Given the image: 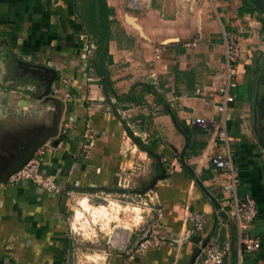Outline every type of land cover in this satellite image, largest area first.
Wrapping results in <instances>:
<instances>
[{"label":"crops","instance_id":"obj_1","mask_svg":"<svg viewBox=\"0 0 264 264\" xmlns=\"http://www.w3.org/2000/svg\"><path fill=\"white\" fill-rule=\"evenodd\" d=\"M76 1L0 0V59L55 69L51 91L64 103L56 139L35 153V157L44 153L39 171L53 176L59 189L47 192L28 180L0 185V264H66L73 240L67 217L75 185L89 186L93 192H98L97 185L127 192L117 187L122 181L125 184L126 173L136 170L132 158L141 163L152 158L128 137L121 119L155 150L152 160L161 173L153 187H158L154 195L162 209L153 231L160 236L139 255L133 250L141 236L125 251L115 252L111 246L113 250L105 252L106 264H192L200 259V245L208 240L229 242L224 263L236 264L235 221L212 182L215 172L208 161L216 149L215 137L211 130L188 122L190 118L219 120L210 97L214 77L223 71V31L232 32L249 56L261 29L251 36L247 27L257 26L261 16L244 0H156L142 16L127 13L125 0H106L109 21L115 23L108 57L103 58L95 57L94 41L82 34ZM125 14L137 18L146 39L125 22ZM157 46L163 49L159 60L153 52ZM7 90L14 89L1 85L0 96ZM130 91L133 97L141 96L140 104L128 100ZM245 102L232 106L229 129L239 139L235 146L238 195L250 194L258 210L248 233L259 239L260 249L245 255V261L264 264V153L246 128ZM28 103V96L17 101L25 111ZM112 105L121 119L115 117ZM90 126L98 134L95 143L89 140ZM128 142L135 155L122 157V146ZM84 148H90L87 157L82 155ZM128 163L131 167H126ZM192 211L206 217L200 230L187 220ZM140 224L123 223L135 233H141Z\"/></svg>","mask_w":264,"mask_h":264},{"label":"rangeland","instance_id":"obj_2","mask_svg":"<svg viewBox=\"0 0 264 264\" xmlns=\"http://www.w3.org/2000/svg\"><path fill=\"white\" fill-rule=\"evenodd\" d=\"M249 50V56H246L238 63L236 76L238 84L245 82L251 84L255 79L254 76H249L247 73L253 69L255 59H260L262 57L261 53H264V44L261 43L259 36L256 39V43ZM32 69L26 68L21 63L10 58L0 59V86L3 85L6 88L14 89L4 91V97L0 96V131L4 132L0 133V171L6 168L12 158L24 150L30 141L35 139V136L49 131L53 126L58 106L49 97L57 96L54 95L53 91L48 97L42 95L45 86L44 80ZM32 87L33 89L30 92L24 93V91H28L27 89ZM24 96L29 97L28 111L20 109L17 105L20 97L23 98ZM245 106L248 111H244V122L254 139L251 131L250 110L247 104ZM95 135L98 134L90 126L88 136H90L89 140L94 143ZM54 139H56V136ZM129 143L123 144L120 154L122 157H125L126 154L132 155V157L135 155L128 151L129 145H133ZM90 144L91 142L88 143L89 147ZM91 146L94 147V144ZM84 149L85 152L82 151V155L87 157L90 148ZM124 150H126L125 154ZM34 157L35 155L32 159L38 161L40 165V158H44V155L38 154L39 158ZM124 160L127 165L129 161L126 158ZM132 160H134L133 167H136V170L130 172L131 175L126 173L123 176L126 179L125 184L122 181L121 186L117 187L127 191L123 194L119 193L115 188H109L110 186L106 185H97L95 188H98V192L90 191L89 186L75 185V199L72 200V206L67 217L68 228L71 231L73 240L66 264H106L105 252L113 250L111 245L108 244V238L112 235L114 226L122 227L120 225H123V223L126 225H137L141 222L139 231L143 229L141 233L132 232L128 244L144 235L145 231H149L147 234L148 238L149 234L157 238L160 236V232L156 234L153 231L159 216L158 210L162 209L160 205L157 206V198L154 195L157 194L158 187H153V184L159 183L158 178L160 176L153 170L154 160L151 159L150 161H145V163H141L140 160H137V157L132 158ZM126 167H131V163H128ZM39 170L38 172H40ZM94 179L96 181L95 171ZM12 184H15V182ZM151 184L153 185L152 187H150ZM106 188H109V191H106ZM135 194H140L141 196L135 197ZM146 194H149L153 200L151 201ZM81 206L91 212L94 211V214L98 210L95 206H104L106 214L93 216L89 211L83 212ZM150 208H152L151 211ZM126 225L123 226L131 228ZM113 251L122 252L124 250L114 247ZM134 252L133 254L135 255L141 254L140 251Z\"/></svg>","mask_w":264,"mask_h":264},{"label":"built area","instance_id":"obj_3","mask_svg":"<svg viewBox=\"0 0 264 264\" xmlns=\"http://www.w3.org/2000/svg\"><path fill=\"white\" fill-rule=\"evenodd\" d=\"M156 0H125L124 8L127 13L135 16H142L147 13L152 3ZM211 3L215 0H209ZM260 22V21H259ZM257 26L248 24L247 31L251 36H256L259 30ZM224 38V61L223 71L214 77L212 85L213 95L210 97L217 114L220 115L218 121L206 118H190L189 126L198 127L203 130H211L215 137V151L208 156V161L213 165L215 175L212 182L217 185L219 191L224 196L227 205L230 207V215L236 226V264H251L245 261V255H252L260 249V241L257 237L251 236L248 230L252 227L258 215L257 204L250 194L238 195L240 179L235 165V146L239 139L230 132L229 122L232 120V107L235 103V96L232 91L237 88L236 80L238 63L243 60L247 53L242 48L237 38L230 31H223ZM87 50V47H85ZM154 57L160 59L163 49L160 46L153 48ZM50 65V64H49ZM199 93V91H198ZM215 102V103H214ZM39 151V150H38ZM130 153H135L134 151ZM41 155L44 153L41 152ZM40 165L34 159L30 160L17 173L12 175L8 183L11 185L21 181H32L40 189L53 192L59 186L53 176H44L38 172ZM126 182V181H125ZM187 220L192 224L193 229L200 230L206 224V217L201 212L192 211L187 214ZM143 230V229H141ZM145 231L135 246L136 253L145 252L158 240L156 236L149 238ZM231 244L229 242L220 244L211 240L200 245V259L197 257L192 264H225V259L229 255ZM134 252V253H135Z\"/></svg>","mask_w":264,"mask_h":264},{"label":"trees","instance_id":"obj_4","mask_svg":"<svg viewBox=\"0 0 264 264\" xmlns=\"http://www.w3.org/2000/svg\"><path fill=\"white\" fill-rule=\"evenodd\" d=\"M244 2L250 7L252 12L261 16L260 22L262 24V28L260 30V41L264 43V13L255 7L249 0H244ZM75 12L77 13L82 26V34L86 35L88 40H93L95 43V57L98 55H102L103 58L108 57L107 46L112 35L111 24L115 22L109 21V8L106 0H77L75 3ZM178 80H180V78ZM251 90L252 89L248 84L239 85L232 91V94L235 96V102H237V104H241L242 102L248 101L250 99ZM140 99L141 96L133 97L132 91H130L128 97L130 102L140 104ZM112 109L115 117L121 119V115L118 113L116 105H112ZM121 120L124 124L128 137L135 145L138 146L140 151L146 152L148 156L153 159V156L156 154L153 147L148 144H144L140 138L133 134L126 121L123 119ZM153 170L156 173H161L159 165L156 162L153 164Z\"/></svg>","mask_w":264,"mask_h":264},{"label":"water","instance_id":"obj_5","mask_svg":"<svg viewBox=\"0 0 264 264\" xmlns=\"http://www.w3.org/2000/svg\"><path fill=\"white\" fill-rule=\"evenodd\" d=\"M249 1L255 7L260 9L261 12L264 13V0H249ZM124 19H125V22L129 26H131L134 30H136L139 33L140 37L146 39V36L143 33L140 25L137 23V18L135 16L125 14ZM19 63L24 65L26 68H33L34 69L33 71H35L36 74L42 80H44L45 86H44V91L42 92V95L48 97L51 94L50 91H51L54 79L57 75L56 70L51 68V67H46V66H35V65H32V64L27 63V62H19ZM49 99L58 106L57 113L55 115V119H54L52 128L49 131L43 132L39 137H36L34 139V141H32L30 144L27 145V147L24 148V150L19 152V154L16 157L12 158V160L6 166V168H4L3 170L0 171V185L7 183L9 178L12 175L17 173L23 166H25L30 160H32L35 153L42 146H44L47 141L54 139L55 136L57 137L58 129H59V123H60V119H61L63 109H64V103L62 102L61 99H59L57 97H51L50 96ZM261 131H262V135H261V137H257L256 141L264 153V128ZM57 143H58L57 141H54V145H57ZM164 177H165V175L162 174L161 179H163ZM158 180H160V177L158 178ZM153 185L151 184L150 187H152ZM140 227L141 226H139L137 228V230H139ZM121 229L122 228L119 226H114L113 231H112V235L108 238V244L111 245L112 247L118 248L119 250L121 249V250L125 251L126 246L129 242V238L125 244V247L120 248L118 243H120L122 240V238H121L122 235L120 233ZM131 233L128 232L127 235L130 237ZM140 238H139V240H140ZM138 241L135 243L134 246H136Z\"/></svg>","mask_w":264,"mask_h":264},{"label":"flooded vegetation","instance_id":"obj_6","mask_svg":"<svg viewBox=\"0 0 264 264\" xmlns=\"http://www.w3.org/2000/svg\"><path fill=\"white\" fill-rule=\"evenodd\" d=\"M261 54L262 59H255L253 69L247 73V75L255 77L253 83H242L248 84L252 89L250 99L245 103L250 110L251 131L255 139L261 137V130L264 128V53Z\"/></svg>","mask_w":264,"mask_h":264},{"label":"bare ground","instance_id":"obj_7","mask_svg":"<svg viewBox=\"0 0 264 264\" xmlns=\"http://www.w3.org/2000/svg\"><path fill=\"white\" fill-rule=\"evenodd\" d=\"M85 203H86V201H85ZM82 207V206H81ZM98 210L96 211L97 213L96 214H94L93 212L94 211H90V210H86V209H84V207H82V211L83 212H91V214L93 215V216H97V215H99V216H103L104 214H106V208L104 207V206H95ZM120 226H122L121 228V238H122V240H121V242L120 243H118V245L120 246V248H123V247H125V244H126V242H127V240H128V238H129V236L127 235V233L128 232H135L134 231V229L133 228H128V227H125V226H123V225H120ZM122 245V246H121Z\"/></svg>","mask_w":264,"mask_h":264}]
</instances>
